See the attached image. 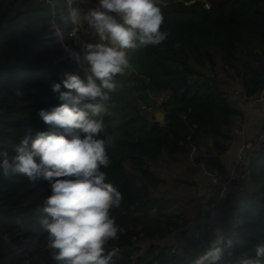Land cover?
<instances>
[{"label":"trees","instance_id":"1","mask_svg":"<svg viewBox=\"0 0 264 264\" xmlns=\"http://www.w3.org/2000/svg\"><path fill=\"white\" fill-rule=\"evenodd\" d=\"M160 7L161 30L168 36L158 45L128 51L137 96L127 97L126 73L118 76L122 86L110 94L111 115L101 133L112 141L110 166L101 170L123 196L121 206L110 211L122 231L105 245L106 251L119 250L118 264H134L139 237L156 241L180 229L184 256L152 244L135 264H193L206 252L203 244L210 248L217 240L203 220L181 229L178 215L163 212L170 200L153 192L165 181L150 166L163 156L185 162L190 148L206 140L212 149L203 164L228 174L221 156L231 118L243 114L216 77L201 68L231 71L248 97L264 91V0H161ZM66 13V0H0V151L12 155L25 136L57 131L38 114L65 103L52 85L67 91L66 74L85 79L84 68L67 51L73 42L54 35V23L62 28ZM151 96H161L164 125L143 114L141 101L155 104ZM248 184L254 194L243 201L230 195L221 206L228 219L218 225L232 231L233 250L217 226L222 254L215 264H242L264 245V146L251 159ZM50 195L47 181L0 173V264H56L38 211ZM206 217L211 222L210 214Z\"/></svg>","mask_w":264,"mask_h":264},{"label":"clouds","instance_id":"2","mask_svg":"<svg viewBox=\"0 0 264 264\" xmlns=\"http://www.w3.org/2000/svg\"><path fill=\"white\" fill-rule=\"evenodd\" d=\"M161 0H98L82 11L68 0L67 22L79 43L73 58L85 71V79L66 74L60 91L52 90L65 103L41 109L40 118L57 131L25 136L14 154L0 151V173L20 175L30 181L50 184L51 195L38 209L42 228L47 232L48 248L56 264H118L119 250L106 251L105 245L119 239L122 231L110 211L119 208L122 193L106 182L102 168L110 166L107 147L110 137L101 138L105 117L111 115L110 94L122 85L117 80L131 67L128 51L158 45L168 32L162 31L164 14ZM86 22L97 42L79 41L76 25ZM70 137V138H69ZM31 141V142H30ZM3 239L7 242L8 237ZM222 238L193 264H215L222 254ZM264 245L257 246L256 258L242 264H264Z\"/></svg>","mask_w":264,"mask_h":264},{"label":"rangeland","instance_id":"3","mask_svg":"<svg viewBox=\"0 0 264 264\" xmlns=\"http://www.w3.org/2000/svg\"><path fill=\"white\" fill-rule=\"evenodd\" d=\"M66 3H67V13L64 15L63 18V20H65V22L63 23V27L60 28L55 23L53 27L56 30V33L54 35L58 36V40L60 42H65V40H71L73 42L74 49L73 50L67 49V51L70 54H72L74 52H79L80 48L77 38L71 37L69 35L70 32L73 31L74 25H72L70 22H67L66 20L69 12L68 0H66ZM97 3L98 0H73V7H77L82 11H87L88 8L93 7ZM75 30H77V37L79 38V41L97 42L98 38L92 35L91 30L88 28L86 22L82 23L81 25H76ZM201 69L203 72L216 77L217 81L220 84L221 89L225 92V94L228 96L229 99L234 95V93L237 90L239 91L241 89L240 81L233 76V73L231 71H225L220 66H218L215 70L209 68L207 69L201 68ZM124 82H125L124 92L126 93L127 97L131 99L137 96L136 93L137 82L133 73V69L131 67L126 70V77L124 78ZM161 96L159 97L151 96V98L155 101V104H153V102L145 103L141 101V108L143 114H145V116L148 119L150 120L156 119L155 115L158 111H160L158 106L162 100ZM235 106L240 111H242L243 108H248V109L252 108L258 110V117L262 116V119L264 120V91L258 94L257 96L253 97L250 101L238 100ZM241 117L242 119L245 120L247 124L246 132L244 133V135H241V136H245L249 128V119L245 113L241 115ZM232 135L240 136L235 133H233ZM256 135L257 134H255V136ZM211 149L212 147L210 141L203 140L198 145L192 146L190 148L189 159L185 162H181V163L173 162L172 160L167 159L166 156H163L157 162H150V166H151V170L155 174L159 175L162 179L166 180L165 183L161 184L153 192L154 197H159L164 200H170L163 212L168 214L178 215L181 229L191 228L196 223H198L199 220L201 222L203 220V222L205 223L204 227H210V230H212L214 233V238L217 239L218 238L217 230H216L217 226H219L218 224H220V221L222 220L224 222L225 220L227 221L228 214L225 212L224 208L217 207L214 210V212L210 214L211 222L207 223L208 217L206 218L202 217V213L200 210V200L202 199V196L206 194L210 183L209 182L210 169H207L208 166L206 167V165L202 163H203V159H205V157L208 156V152ZM202 175L206 177L205 178L206 190L202 186L203 183L199 182ZM203 189L206 192H203L204 191ZM255 192L256 189L251 186L249 187L248 184L243 198L238 199V201L245 200L248 197V193L254 194ZM219 229L222 230L223 238L228 243L230 248L233 250L232 231L224 228H220V226ZM152 244L158 245L160 247L170 246L173 248V250H178V253L184 256V252L182 249L183 241L180 237V229H179L177 231H174L168 237L156 241H150L143 237L137 238L135 240V247L137 250L133 254L134 264L136 262L137 256L145 253ZM203 246L206 251L209 250V248L206 245L203 244ZM200 256H202V253L198 257Z\"/></svg>","mask_w":264,"mask_h":264},{"label":"built area","instance_id":"4","mask_svg":"<svg viewBox=\"0 0 264 264\" xmlns=\"http://www.w3.org/2000/svg\"><path fill=\"white\" fill-rule=\"evenodd\" d=\"M253 97H248L245 92L237 90L230 98L235 105L239 101H250ZM229 127L230 134L244 135L247 124L241 116H233ZM264 146V130L262 129L253 139L244 142L236 156L233 167L227 175H222L217 170L210 169L209 187L200 200V210L202 217L214 212L218 207H221L230 195L237 199H242L248 186L249 181V166L251 159L257 155ZM203 164V163H202Z\"/></svg>","mask_w":264,"mask_h":264},{"label":"crops","instance_id":"5","mask_svg":"<svg viewBox=\"0 0 264 264\" xmlns=\"http://www.w3.org/2000/svg\"><path fill=\"white\" fill-rule=\"evenodd\" d=\"M240 87H241V84H240ZM241 112L243 114L245 113L247 115V117L249 119V128H248V131H247L245 136H234V135L230 134V139L226 142L227 151L225 152V154H223L221 156V161H222L223 165L225 166V168L228 172L231 170V168L235 162L236 153H237L238 149L240 148V146L244 142H248L251 139H253L255 134H257L258 132H260L263 129L264 120L262 119V116L258 117V110H255L252 108L251 109L243 108V110ZM205 178L206 177L202 175L201 179L199 181V182L203 183L202 186L204 189L206 187ZM164 181H166V180H164ZM207 184H208V182H207ZM205 190L203 192H206Z\"/></svg>","mask_w":264,"mask_h":264},{"label":"water","instance_id":"6","mask_svg":"<svg viewBox=\"0 0 264 264\" xmlns=\"http://www.w3.org/2000/svg\"><path fill=\"white\" fill-rule=\"evenodd\" d=\"M156 117V121L157 122H159L161 125H164L165 124V114H164V112H162V111H158L157 113H156V115H155Z\"/></svg>","mask_w":264,"mask_h":264}]
</instances>
